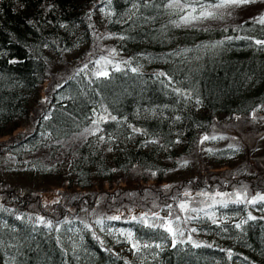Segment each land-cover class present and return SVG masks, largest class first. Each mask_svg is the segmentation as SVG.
Returning a JSON list of instances; mask_svg holds the SVG:
<instances>
[{"label":"trees","instance_id":"16d2710c","mask_svg":"<svg viewBox=\"0 0 264 264\" xmlns=\"http://www.w3.org/2000/svg\"><path fill=\"white\" fill-rule=\"evenodd\" d=\"M164 2L0 0V264H264V202L217 205L209 210L216 224L191 223L193 240L211 247L174 248L162 229L129 220L167 216L164 206L175 209L185 192L264 193V153L252 154L264 123V49L244 39L207 47L229 36L264 40V26L251 16L177 28ZM111 49L115 62L130 64L96 79L90 61ZM56 65H64L57 77ZM101 116L108 119L100 131L73 144ZM205 135L218 138L201 143ZM52 141L69 143L65 160L48 165L32 156ZM8 176L44 181L51 192L22 194ZM109 190L118 195L119 221L105 219ZM151 194L155 206L144 199ZM248 213L257 219L237 229ZM109 227L128 228L153 247L135 256L104 233Z\"/></svg>","mask_w":264,"mask_h":264},{"label":"snow or ice","instance_id":"6c2138e0","mask_svg":"<svg viewBox=\"0 0 264 264\" xmlns=\"http://www.w3.org/2000/svg\"><path fill=\"white\" fill-rule=\"evenodd\" d=\"M257 0H165L164 7L171 12L172 14L177 16V19L170 21L172 26L181 28V27H192L199 22H203L208 19H216L223 18L222 15H218L220 10H228L234 9L240 6L248 5L251 3H255ZM137 5L133 4L135 8ZM228 15H231V12H228ZM254 23L264 26V15L260 16L258 19L253 20ZM227 31V29H225ZM120 39H124V37H120ZM233 39H244L248 40L250 44H254L261 49H264V40L261 39H253L251 37H226L225 40L217 41L215 44L209 45V48H217L220 45H223L226 41H232ZM109 56H99L98 59L90 61V63L96 66L95 70L92 72V75L96 79L100 78H108L110 73L107 70L109 66H111L114 72L122 71L121 64L128 65L130 61L124 60L115 62L114 57L116 56L115 49L108 50ZM91 55V54H90ZM86 69H88V64H84L82 68L77 71V75L83 73ZM131 71L137 72L138 68H132ZM158 75H165L164 73H159ZM179 93V89H176ZM190 98V94H189ZM47 99V98H45ZM199 103V100L196 101ZM264 107V106H262ZM107 111V109H104ZM95 115V112H94ZM253 119H255V112L252 113ZM111 120H116L115 116L110 117ZM44 119H48L47 116ZM108 117L101 116L99 119H93L91 121L92 128L85 129V132L89 135H96L99 131V124L102 121H105ZM176 119H180L177 117ZM239 119V117H237ZM133 132H140V129L132 128ZM218 137L212 136L209 137L207 135L203 136L201 139V143L208 139H217ZM222 138V137H221ZM99 139L103 141L105 137L103 135L99 136ZM151 143H157V141H150ZM179 142V141H177ZM239 149H237L238 151ZM111 151V149H109ZM210 151V150H209ZM187 163V162H185ZM155 175V173H153ZM170 186H166L169 188ZM184 199H181L179 203L176 204L175 209L172 204H166L164 208L167 210V216H160L158 212L151 213V222H149V214L143 213L138 216H131L129 220L131 222L138 223L143 227L149 229H162L164 233H167L171 238L172 247H177L178 244L189 243L194 248H200L202 246L211 247V245H202L200 242L193 240L192 233H196L198 231L197 228L188 226L196 221H201L203 219H209L213 224L217 223L215 218V212H210V209H214L217 205L227 208L230 203L232 204H251L256 205L258 202H264V195L256 196L252 199H247V193H239L235 194L234 199H224V197L229 196L227 193L217 192V193H209L207 191L201 193H190L185 192L183 194ZM197 197H201L202 199H197ZM217 197H221V199H217ZM173 199H176L175 197ZM210 201V203H209ZM53 203H57L54 201ZM200 205H205L201 207ZM203 213V216L200 214ZM108 221H119L122 219V215H114L108 216L105 218ZM257 217L253 216L251 213H248L247 218L242 220L240 223L235 224L237 229L241 228L243 224L247 223L249 220H256ZM264 219V217H261ZM38 222L41 224H45V218L39 217ZM97 224L104 225V219H98L96 221ZM46 226L52 228L51 221L46 223ZM88 227V225H85ZM187 232V239H182L185 237ZM119 236L123 237L125 241L131 243V248L134 252H140L142 249H147L153 247L151 244H142L139 240L133 241L134 234L131 230L119 229ZM109 234H112L111 229H109ZM99 239V237H96ZM181 238V239H178ZM155 248H161L160 244H156ZM228 257H232V252L228 251Z\"/></svg>","mask_w":264,"mask_h":264},{"label":"rangeland","instance_id":"374dc122","mask_svg":"<svg viewBox=\"0 0 264 264\" xmlns=\"http://www.w3.org/2000/svg\"><path fill=\"white\" fill-rule=\"evenodd\" d=\"M229 11L231 12V15H228ZM218 15H222L223 18H221V19H223V20L226 19L227 21H239L241 19H244L245 17H251V16H255L258 18V17L264 15V0H257V2H255V3L240 6V7L234 8V9L220 10ZM71 52H74V51H71ZM67 55H68V57H72L75 54L74 53H68ZM63 68H64V65L63 66L62 65H56L52 68L50 74L52 76L57 77L58 73L60 71H62ZM58 70H59V72H58ZM51 75H50V78L52 79V81H54L52 87H54L56 84H55V80L53 79V77H51ZM56 81H57V78H56ZM47 86H49V83H47ZM263 118H264V116H263ZM92 127H93L92 124L86 126L84 128V130H82V133H80L79 135H76L73 138V140H72L73 144L78 143L81 139H83L86 135H88V133L85 132V129H91ZM57 144H58V142L52 141L51 143H48L45 146L40 147V150L37 151L36 154H32V156L36 157L38 155L41 158L46 159L48 165H51L53 162H56L58 160H60L62 162L66 158V148L69 147V143L68 142H62L59 145H57ZM252 144L254 145V149H255V150H252L253 151L252 154L264 153V123L261 125V128L258 132V135L256 136V138ZM51 148L54 149V152H52ZM24 162H25V164H20V166L23 167V166H26L27 163H29L28 160H25ZM62 165H63V163H61L60 167ZM27 171H30V170H27ZM0 174L4 175V174H6V171L4 169L0 168ZM7 183L17 185L18 187H20L22 194H25L26 192H28L27 190L29 189V187H35L38 190L40 187H42V189H44L43 191L51 192V189H48V185L46 183H44V181L40 182L42 184L39 186L35 182H33L32 180L19 179V178H15L13 176H8ZM58 184L59 183L57 182V185ZM60 185L61 184H59V186ZM54 186H55V188H61V187H58L56 185H54ZM240 191L241 190L231 192L229 199H234L235 194L237 192L241 193ZM203 192H205V191H203ZM207 192H209V191H207ZM196 193H201V192H196ZM209 193H217V191H210ZM222 193H226V192H222ZM262 195H264V193ZM117 196L118 195L115 192L109 190L108 196L101 201L102 209H104L105 212H107V213H111V216H113L117 213L115 211L120 206L117 203V201L115 200L117 198ZM2 198H3V196H2V194H0V201L2 200ZM57 198H58V196L56 197V199L54 201H56ZM44 199L48 200L49 198H48V196H45ZM144 199H146V200L148 199L152 205H154V206L156 205V203L154 201H157V200L154 199V196L152 194L145 196ZM197 199H202V198L197 197ZM217 199H221V197H217ZM50 203H51V200L44 202V204H50ZM209 203H210V201H209ZM45 206H47V205H45ZM200 206L204 207V205H200ZM260 209H261V212H264V204H262ZM109 229H111L112 234H109ZM109 229L108 230L104 229V233L106 232L108 235H111L112 238L115 240V242H117L119 244V247L124 248L126 251L131 252L135 256L140 255V254H144L146 252L147 249H142L138 253L134 252L133 249L131 248V243L125 241L123 237L119 236V233H118L119 229L129 230L128 228H125V227H123V228L109 227ZM136 240H139V239H137L136 236L134 235L132 242H135ZM139 242L142 244H145V243L147 244V242H143L142 240H139Z\"/></svg>","mask_w":264,"mask_h":264}]
</instances>
